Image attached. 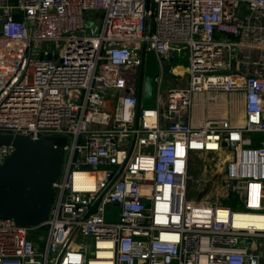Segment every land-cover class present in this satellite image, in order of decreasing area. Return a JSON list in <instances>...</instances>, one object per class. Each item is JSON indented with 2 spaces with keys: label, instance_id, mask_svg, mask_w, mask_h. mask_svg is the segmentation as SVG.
Listing matches in <instances>:
<instances>
[{
  "label": "built area",
  "instance_id": "2783aa9c",
  "mask_svg": "<svg viewBox=\"0 0 264 264\" xmlns=\"http://www.w3.org/2000/svg\"><path fill=\"white\" fill-rule=\"evenodd\" d=\"M0 134L67 138L48 219L0 216V264H264V0H0ZM225 150L231 202L189 198L193 154Z\"/></svg>",
  "mask_w": 264,
  "mask_h": 264
},
{
  "label": "water",
  "instance_id": "95a60500",
  "mask_svg": "<svg viewBox=\"0 0 264 264\" xmlns=\"http://www.w3.org/2000/svg\"><path fill=\"white\" fill-rule=\"evenodd\" d=\"M159 70L155 52L145 49L138 103V124L141 109L154 107L156 104ZM135 141L136 137L134 144ZM10 142L15 145V151L4 164L0 165V216L15 217L26 225L40 224L48 219L55 199V182L62 173L67 138L45 136L34 139L24 135L0 134V145ZM124 167L114 181L120 176ZM102 197L103 195L96 201L86 218L91 213L97 212ZM60 258L57 264L60 263Z\"/></svg>",
  "mask_w": 264,
  "mask_h": 264
},
{
  "label": "rangeland",
  "instance_id": "374dc122",
  "mask_svg": "<svg viewBox=\"0 0 264 264\" xmlns=\"http://www.w3.org/2000/svg\"><path fill=\"white\" fill-rule=\"evenodd\" d=\"M179 61H173L176 63ZM181 63L184 65L188 64L187 58H183ZM233 98V111L237 114H240L239 110H242V100L241 97L232 96ZM223 152L213 154L206 152H198L193 154V157L190 160L189 164V191L188 197L196 200V201H221L223 203H230L232 198L230 199H219V196L225 195L218 183V179L220 174L224 172V168H222L219 163L220 159L223 157ZM213 158V159H212ZM219 167L221 170H219ZM217 170V171H216ZM114 210V209H113ZM118 211V209H115ZM109 211V210H108ZM113 219H117L114 217ZM44 232V231H43ZM78 241H81L82 238L79 235L77 238Z\"/></svg>",
  "mask_w": 264,
  "mask_h": 264
},
{
  "label": "bare ground",
  "instance_id": "6f19581e",
  "mask_svg": "<svg viewBox=\"0 0 264 264\" xmlns=\"http://www.w3.org/2000/svg\"><path fill=\"white\" fill-rule=\"evenodd\" d=\"M240 114L243 112L242 110H239ZM241 121V120H240ZM214 154V153H213ZM221 154V153H220ZM232 157V154L230 151L225 150V152L223 153V157L222 159H220V163L219 165L224 168L226 166L227 161ZM213 159V158H212ZM219 170H221V168L219 167ZM217 171V170H216ZM222 171V170H221ZM253 219L252 216L249 215V217H247V220H245V217L242 214H237L236 216V220L239 221V223H248L251 222Z\"/></svg>",
  "mask_w": 264,
  "mask_h": 264
}]
</instances>
